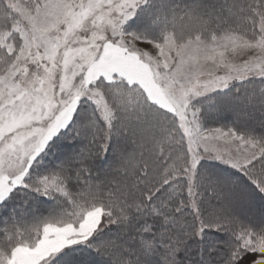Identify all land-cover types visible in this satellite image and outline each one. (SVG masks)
I'll list each match as a JSON object with an SVG mask.
<instances>
[{
  "label": "rangeland",
  "instance_id": "rangeland-1",
  "mask_svg": "<svg viewBox=\"0 0 264 264\" xmlns=\"http://www.w3.org/2000/svg\"><path fill=\"white\" fill-rule=\"evenodd\" d=\"M151 1L0 0V204L19 186L33 184L44 192L59 186L55 178L38 180L30 171L83 105L96 111L107 130L121 120L136 133L154 132L163 122L156 121L159 114L173 117L174 129L189 148V202L198 215L201 196L194 190V178L202 160L248 171L262 158L264 138L245 135L226 122L208 123L203 110L213 106L214 94L225 92L217 99H229L228 91L237 84L264 78V19L253 39L232 33L182 36L190 21L199 20V13L183 11L175 20L179 34L168 32L163 40H154L132 26ZM164 3L158 12L168 9ZM152 17L145 18L148 28ZM167 30L173 28L162 33ZM254 94L223 102L264 109V96L252 100ZM147 103L159 108H148ZM254 107L243 108L237 118L263 121L264 112L258 114ZM222 113L229 115L230 110ZM159 140L161 151L168 138ZM50 219L39 227L35 242L22 243L9 255L6 246H0V264H50L67 248L87 244L113 223L101 206L82 208L73 221ZM16 227L12 242L31 228L27 223ZM204 228L199 219L198 232Z\"/></svg>",
  "mask_w": 264,
  "mask_h": 264
},
{
  "label": "trees",
  "instance_id": "trees-1",
  "mask_svg": "<svg viewBox=\"0 0 264 264\" xmlns=\"http://www.w3.org/2000/svg\"><path fill=\"white\" fill-rule=\"evenodd\" d=\"M161 3L164 0H152L133 22V29L143 37L163 40L165 33L179 34L175 20L189 10L199 13V20L190 21L182 36L232 33L253 39L264 19V0H166L168 9L158 12ZM150 15L148 28L145 18ZM167 28L173 31L162 33ZM249 92L255 93L252 100L261 99L264 78L237 84L228 91L229 99H217L225 92L211 96L213 106L205 105L203 110L207 122H226L245 135L251 132L264 138V113L260 122L239 120L243 108L254 106L223 102L245 98ZM80 109L72 123L51 139L30 171L38 180L55 178L59 186L51 192L35 190L33 184L19 186L0 204V246H6L7 255L22 243L35 242L39 227L51 217L73 221L82 208L101 206L113 223L87 244L67 248L50 264H262L264 152L248 171L202 160L194 178V190L201 196L198 215L189 202V148L183 134L174 129L173 117L159 114L155 119L164 125L154 132L136 133L121 120L107 130L95 110L85 105ZM223 109L230 114L224 116ZM254 109L264 112L258 104ZM164 137L167 145L158 151L159 139ZM124 142L130 146L123 148ZM220 206L225 208L217 212ZM199 219L205 225L201 234ZM18 223L31 228L12 242Z\"/></svg>",
  "mask_w": 264,
  "mask_h": 264
}]
</instances>
